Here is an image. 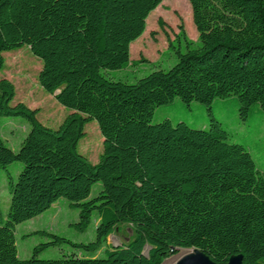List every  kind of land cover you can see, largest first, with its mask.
<instances>
[{
    "label": "trees",
    "instance_id": "16d2710c",
    "mask_svg": "<svg viewBox=\"0 0 264 264\" xmlns=\"http://www.w3.org/2000/svg\"><path fill=\"white\" fill-rule=\"evenodd\" d=\"M188 1L197 39L180 26L168 47L175 63L130 82L108 74L144 61L131 60L129 46L162 0H0V72L2 53L27 45L42 61L40 86L72 110L48 127L37 109L10 104L14 85L0 77V127L8 116L31 124L17 150L0 133V168L22 163L9 181L0 264H162L191 247L215 263L241 255L242 264H264V174L210 107L223 99L243 119L264 112V0ZM175 97L206 104L208 124L152 123L155 108ZM91 120L103 137L95 164L76 149ZM95 182L101 189L88 198ZM59 198L79 208L80 229L98 213L99 245L119 224L132 239L102 257L42 259L34 249L19 258L16 225Z\"/></svg>",
    "mask_w": 264,
    "mask_h": 264
},
{
    "label": "rangeland",
    "instance_id": "374dc122",
    "mask_svg": "<svg viewBox=\"0 0 264 264\" xmlns=\"http://www.w3.org/2000/svg\"><path fill=\"white\" fill-rule=\"evenodd\" d=\"M183 26L186 36L195 41L197 31L192 21V12L188 0H162L146 18L144 32L130 43V58L138 61L137 66L127 67L126 70H113L108 76L135 81L153 69H168L175 63L169 42L173 41ZM177 42H175V45ZM4 68L0 77L9 79L15 88L11 105L24 103L31 109H37L36 119L51 128H57L64 118L72 111L59 104L54 96L46 92L38 82V73L42 61L35 56L27 45L5 51ZM139 69L138 71H135ZM210 107L225 129L231 131L230 141L245 145L251 153L256 168L264 174V112H255L244 119L239 114L236 105L229 104L223 99H215ZM209 110L207 105L198 101L184 103L175 97L167 104L155 108L152 123H158L169 118L172 124L184 121L192 127H203L208 124ZM0 133L7 146L17 150L23 137L31 127L30 122L20 116H8L1 119ZM103 137L95 120L84 125V134L77 144V151L84 155L92 164L99 161L102 153ZM22 163L14 161L0 168V225L4 223L10 199V180H16ZM101 189L100 182L92 186L88 198L94 197ZM79 208L70 205L64 198H59L50 208L40 215L24 221L15 227V245L17 256L25 259L35 255L42 259H59L65 254H77L86 257H102L105 247H114L127 243L133 237L129 225H117L108 236L107 242L96 243V225L99 215L92 212L87 226H78ZM81 245V246H80ZM147 251V248L145 249ZM178 252L167 258L163 264H173Z\"/></svg>",
    "mask_w": 264,
    "mask_h": 264
},
{
    "label": "water",
    "instance_id": "95a60500",
    "mask_svg": "<svg viewBox=\"0 0 264 264\" xmlns=\"http://www.w3.org/2000/svg\"><path fill=\"white\" fill-rule=\"evenodd\" d=\"M58 91L54 92V95ZM185 252L173 264H242L241 255L232 256L226 263H215L197 248H185ZM163 264V263H162Z\"/></svg>",
    "mask_w": 264,
    "mask_h": 264
},
{
    "label": "bare ground",
    "instance_id": "6f19581e",
    "mask_svg": "<svg viewBox=\"0 0 264 264\" xmlns=\"http://www.w3.org/2000/svg\"><path fill=\"white\" fill-rule=\"evenodd\" d=\"M184 254V252L182 253V254H179L178 256H177V258H179L180 256H182Z\"/></svg>",
    "mask_w": 264,
    "mask_h": 264
}]
</instances>
